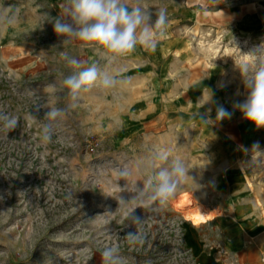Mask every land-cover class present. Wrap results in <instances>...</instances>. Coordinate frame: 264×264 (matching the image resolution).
<instances>
[{"label": "rangeland", "instance_id": "1", "mask_svg": "<svg viewBox=\"0 0 264 264\" xmlns=\"http://www.w3.org/2000/svg\"><path fill=\"white\" fill-rule=\"evenodd\" d=\"M241 1L264 5L140 0L153 20L167 10L165 38L155 50L137 46L108 63L79 40L62 44L52 20L64 15L65 0H0V12L19 10L14 26H0V113L19 120L10 132L0 124V264H103L109 246L119 248L122 264H250L237 257L233 241L262 257L264 153L251 148L258 142L264 150V128L251 131L232 105L247 97L237 66L252 44L264 42V32L236 33L220 11ZM61 52L125 83L81 92L68 107L73 101L63 79L74 69ZM210 91L215 104H205ZM216 104L232 117L202 124L197 114L211 107L215 120ZM53 107L66 112L53 123V142L44 144L43 117ZM162 148L170 160L185 162L188 175L166 204L135 209L145 241L132 246L124 235L135 226H128L117 199L142 186L147 177L138 163ZM125 168L132 173L126 180L118 177ZM181 193L216 210L213 222L198 227L185 220Z\"/></svg>", "mask_w": 264, "mask_h": 264}, {"label": "clouds", "instance_id": "2", "mask_svg": "<svg viewBox=\"0 0 264 264\" xmlns=\"http://www.w3.org/2000/svg\"><path fill=\"white\" fill-rule=\"evenodd\" d=\"M64 15L53 18L52 24L55 33L65 37L62 44L68 45L73 40H79L94 50L101 52L108 63H114L120 58L134 52L137 46L145 50H155L157 44L165 38L168 23V14L165 8H160L155 14L145 11L140 0H136L133 6H129L127 0H65L62 5ZM18 9L12 6L6 7L0 12V26L6 28L17 23ZM233 43L235 39L233 38ZM247 62L238 65L243 83L247 89V97L243 102L236 101L232 107L239 110L245 120L255 125L257 129L264 128V42L255 46L248 53ZM61 58L72 67V71L63 79V86L68 90L67 95L73 101L68 107H74L81 92H87L93 87L101 90L115 89L125 83L118 78V74H112L102 70L97 63L83 66L82 62L61 52ZM33 95L37 93L33 92ZM213 93L210 91V99L205 104H215ZM204 104V105H205ZM40 106L36 107L39 110ZM212 109L197 114L202 124L219 122L230 119V112L223 105L216 104L215 120L210 117ZM66 109L50 108L46 111L44 119L48 121L41 128L40 139L44 144L53 142V123L65 115ZM30 120L37 117L30 113ZM18 118L5 113H0V124L5 131L10 132L18 126ZM264 153L258 142L252 145L251 151ZM248 152V149H244ZM249 161H245L247 165ZM137 167L146 174V180L142 186L135 185L130 197L117 199L119 208L124 210L128 226H135V231H128L124 239L129 245H143L145 238L138 227L144 220L135 214V209L145 203L158 202L164 205L173 197L180 188L181 181L188 175L185 162L180 158L170 160L167 149H159L147 160H142ZM127 168L118 172V177L127 179L131 176ZM126 189V185L125 188ZM103 264H122L118 247H105L101 252Z\"/></svg>", "mask_w": 264, "mask_h": 264}, {"label": "crops", "instance_id": "3", "mask_svg": "<svg viewBox=\"0 0 264 264\" xmlns=\"http://www.w3.org/2000/svg\"><path fill=\"white\" fill-rule=\"evenodd\" d=\"M220 11H222L225 16H228V18H222L221 20H227L229 28L236 31V33L242 32L246 35H255L259 31L264 32V5L241 1L228 8H221ZM248 124L251 125L250 130L256 132L257 128L255 125L251 122H248ZM199 241L202 243L201 240ZM233 243L235 244L233 246L238 249L236 252L238 253V258H243L244 256V258L246 257V259L250 261V264H259L261 258L258 257V255H253V257H251V253L246 254L250 250V247L240 244L238 241H233L232 244ZM201 246H203V244ZM245 263L249 264V262Z\"/></svg>", "mask_w": 264, "mask_h": 264}, {"label": "bare ground", "instance_id": "4", "mask_svg": "<svg viewBox=\"0 0 264 264\" xmlns=\"http://www.w3.org/2000/svg\"><path fill=\"white\" fill-rule=\"evenodd\" d=\"M260 44H252L249 48L252 50L255 46ZM249 57L245 55L243 62H247ZM249 184V181H247ZM177 205L185 208L184 218L188 220L193 226H202L203 224H211L218 212L202 203H195L191 195L181 193L177 200Z\"/></svg>", "mask_w": 264, "mask_h": 264}, {"label": "built area", "instance_id": "5", "mask_svg": "<svg viewBox=\"0 0 264 264\" xmlns=\"http://www.w3.org/2000/svg\"><path fill=\"white\" fill-rule=\"evenodd\" d=\"M262 261H264V254H262V257H261Z\"/></svg>", "mask_w": 264, "mask_h": 264}]
</instances>
